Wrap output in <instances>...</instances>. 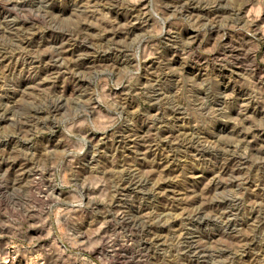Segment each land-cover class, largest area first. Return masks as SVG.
<instances>
[{"label":"rangeland","instance_id":"1","mask_svg":"<svg viewBox=\"0 0 264 264\" xmlns=\"http://www.w3.org/2000/svg\"><path fill=\"white\" fill-rule=\"evenodd\" d=\"M0 264H264V0H0Z\"/></svg>","mask_w":264,"mask_h":264},{"label":"clouds","instance_id":"2","mask_svg":"<svg viewBox=\"0 0 264 264\" xmlns=\"http://www.w3.org/2000/svg\"><path fill=\"white\" fill-rule=\"evenodd\" d=\"M197 6H205V7H208V6H210V5L203 4V5H197Z\"/></svg>","mask_w":264,"mask_h":264}]
</instances>
